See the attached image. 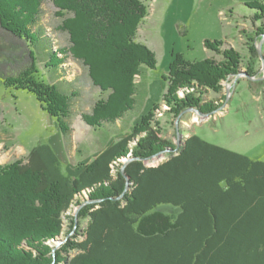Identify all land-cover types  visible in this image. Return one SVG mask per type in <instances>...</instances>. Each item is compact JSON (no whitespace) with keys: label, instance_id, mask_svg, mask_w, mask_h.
Returning a JSON list of instances; mask_svg holds the SVG:
<instances>
[{"label":"trees","instance_id":"obj_1","mask_svg":"<svg viewBox=\"0 0 264 264\" xmlns=\"http://www.w3.org/2000/svg\"><path fill=\"white\" fill-rule=\"evenodd\" d=\"M147 1L0 0L1 29L30 47L22 68L7 54L0 56V80L8 89L33 94L73 149L69 118L77 115L86 80L70 74L71 61L80 63L105 96L80 115L82 120L118 132L117 121L136 105V77L143 66L158 65L156 54L138 41L149 15ZM46 2L57 9V28L67 35V45L44 23ZM246 6L256 11L255 20L264 19V2ZM259 31L264 35V28ZM41 40L47 46L40 44L37 54ZM204 46L223 60L172 56L163 101L174 118L188 109L217 110L206 95L220 93V82L240 72L241 56L225 42L207 40ZM38 61L54 69L50 82L40 78ZM157 109L142 116L130 135L80 164L77 175L64 171L49 144L34 147L24 161L0 166V264H264V161L197 134L177 147L161 136ZM170 148L178 152L165 162H145ZM122 159L132 160L125 168L129 181L123 165L117 166ZM78 196L100 202L80 209L77 217L86 227L54 254L47 242L64 231L63 216ZM160 205L181 212L172 219L154 212ZM71 251L76 254L70 257Z\"/></svg>","mask_w":264,"mask_h":264},{"label":"rangeland","instance_id":"obj_2","mask_svg":"<svg viewBox=\"0 0 264 264\" xmlns=\"http://www.w3.org/2000/svg\"><path fill=\"white\" fill-rule=\"evenodd\" d=\"M250 2L264 0L147 1L149 15L140 26L138 41L146 44L156 54L158 65L154 70L147 66L142 67L140 76L145 90L143 92L138 89L134 109L121 119L124 127H133L147 113L148 105H153L152 109L158 104V109L154 112V122L160 123L161 136L177 147L183 139L197 134L212 144L244 154L253 160L264 161V35L259 31L264 28V19L255 20L256 11L246 6ZM44 9V23L56 30L63 45H67V35L57 28L61 19L56 17L55 5L46 2ZM207 40L223 41L226 43L225 47H231L239 53L240 72L220 82V93L211 91L206 95V100L216 101L217 110L211 114L197 110L205 114L201 116L188 111L196 109H188L180 118H174L170 114V106L163 101L167 91L164 76L169 73L172 56L182 54L190 61L215 59L221 62V55L204 46ZM40 44L47 46L41 40L35 48L37 54H40ZM29 48L26 43L13 38L0 27V56L7 54L12 64L22 68L29 63ZM71 63L73 69L70 74L76 77L83 73L86 80L82 84L81 102L76 107L77 115L73 113L69 118L73 132V149L67 147L58 121L43 109L33 94L8 89L0 80V166L24 161L34 147L49 144L63 162L64 171L77 175L76 170L80 169L77 163H89L97 148H103L113 139L108 127L94 129L82 120L80 115L89 112L94 103L105 96L92 85L80 63L73 60ZM38 67L40 78L50 82V71L54 69L45 68L40 61ZM139 81L140 78L136 77L135 82ZM183 90L177 93L179 98H184L180 95L184 94ZM196 118L197 122L194 120ZM168 154L152 158L148 165L157 166L165 162ZM123 160L117 166L128 161ZM90 203L86 196H78L71 209L64 214V231L59 237L47 242L53 248L54 254L68 242L79 239L76 236L79 233L78 228L86 227L87 221H79L77 214ZM154 212H161L175 219L181 209L173 205H160ZM75 254V251H71L69 256Z\"/></svg>","mask_w":264,"mask_h":264},{"label":"crops","instance_id":"obj_3","mask_svg":"<svg viewBox=\"0 0 264 264\" xmlns=\"http://www.w3.org/2000/svg\"><path fill=\"white\" fill-rule=\"evenodd\" d=\"M76 64V63H75ZM77 65V64H76ZM83 71H85V69L83 68ZM85 73H86V71H85ZM80 75H83V73H80ZM139 78H140V81L139 82H137V87H138V89H140V90H143V92H144V90H145V84H144V82H143V80H142V78H141V76H139ZM158 105V104H157ZM151 106H153V105H148V107H147V113L149 112V111H151L152 109H151ZM146 113V114H147ZM145 114H143V116H144ZM136 123H138V122H136ZM135 123V124H136ZM132 126H134V125H132ZM117 130H118V132L116 131V133H114L113 134V139H110L111 141L110 142H108L103 148H97L98 150H96L94 153H93V158H95L100 152H102V151H104L105 149H107V148H109L111 145H113L115 142H117V141H119L120 139H122V138H124V137H126V136H128V135H130V133H131V130H132V128L133 127H124V125L122 124V122H121V120H119V121H117ZM125 129V131H123ZM129 130V131H128ZM97 131V130H96ZM128 132H130V133H128ZM88 163V161H82V162H79V163H77V165H80V164H87ZM80 169L78 168V170H76V171H79Z\"/></svg>","mask_w":264,"mask_h":264},{"label":"water","instance_id":"obj_4","mask_svg":"<svg viewBox=\"0 0 264 264\" xmlns=\"http://www.w3.org/2000/svg\"><path fill=\"white\" fill-rule=\"evenodd\" d=\"M188 111H193V112H196V113H198L199 115H201V116H205V114H203V113H201V112H199V111H197V110H188ZM182 116V115H181ZM180 116V117H181ZM179 117V118H180ZM180 144L181 143H179V146H180ZM178 146V147H179ZM178 152V148L177 149H168V150H166V151H164V152H161V153H159L158 155H156V156H153V157H151V158H149V159H147V160H145V162L148 164L149 163V161L150 160H152V158L153 159H156V158H158V157H160V156H162V155H164V154H173V153H177ZM132 160H129V161H127L124 165H123V167H122V175L126 178V179H128V181H129V178L127 177V175H126V173H125V168H126V166L131 162ZM128 186H129V182H128V184H127ZM127 190H128V188H127ZM97 202H100V201H94L93 203H97ZM90 203V202H89ZM58 248H56V250H57ZM55 250V251H56Z\"/></svg>","mask_w":264,"mask_h":264},{"label":"built area","instance_id":"obj_5","mask_svg":"<svg viewBox=\"0 0 264 264\" xmlns=\"http://www.w3.org/2000/svg\"><path fill=\"white\" fill-rule=\"evenodd\" d=\"M180 95L184 97V94H183V93H182V94H180ZM123 161H126V160L124 159Z\"/></svg>","mask_w":264,"mask_h":264},{"label":"bare ground","instance_id":"obj_6","mask_svg":"<svg viewBox=\"0 0 264 264\" xmlns=\"http://www.w3.org/2000/svg\"><path fill=\"white\" fill-rule=\"evenodd\" d=\"M195 120V122H197V118L196 119H194Z\"/></svg>","mask_w":264,"mask_h":264}]
</instances>
